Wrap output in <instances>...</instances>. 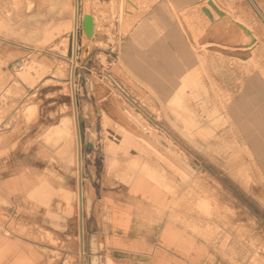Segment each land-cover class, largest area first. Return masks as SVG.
Returning a JSON list of instances; mask_svg holds the SVG:
<instances>
[{
    "label": "rangeland",
    "instance_id": "obj_1",
    "mask_svg": "<svg viewBox=\"0 0 264 264\" xmlns=\"http://www.w3.org/2000/svg\"><path fill=\"white\" fill-rule=\"evenodd\" d=\"M9 1L10 15L0 18V232L27 237L41 252L36 264H104L96 255L86 259L89 234L96 223L108 231L110 189L140 175L161 192L166 219L197 240L205 264H264V0H235L255 37L246 63L210 52L224 41L210 33L198 40L205 26L199 6L182 10L191 0H152L160 19L149 35V4L131 0L139 10L128 6L130 16L128 0H106L107 17L98 22H111L110 31L98 39L110 48L95 49L96 66L76 58L73 78L74 0ZM138 30L145 34L135 37ZM22 58L24 69L10 71ZM122 107L168 141L195 168L194 177L112 120L109 135L105 109Z\"/></svg>",
    "mask_w": 264,
    "mask_h": 264
},
{
    "label": "crops",
    "instance_id": "obj_2",
    "mask_svg": "<svg viewBox=\"0 0 264 264\" xmlns=\"http://www.w3.org/2000/svg\"><path fill=\"white\" fill-rule=\"evenodd\" d=\"M128 1L133 3L131 0ZM142 1L149 4L148 11L145 13L144 17H146L145 20H147V34H153L154 25H152V22L160 19L159 12L157 13L152 0ZM248 1L250 2V0ZM83 2L86 3L85 0H83ZM88 2L91 3V0H88ZM191 2V4L183 7L182 10L185 11L193 6H199V10L204 17L203 20L205 26L203 27L201 34L198 36V40L207 33H210L213 38H219L221 28H223V24L225 23V17H228L231 14L239 16L242 12L239 3L235 2V0H191ZM209 2H213V4L223 12L225 16H218L209 6ZM81 4L82 0H74L75 15L79 21V27H75V35L78 42L77 46L80 45V48L79 50L76 49L78 53L73 60V70L71 71L72 78L74 76L73 71L76 66V58L81 60V50L86 42L81 26L83 16L86 13L83 14V16L80 15L79 10ZM10 6H13L12 1H9L8 3V0H5L3 10L0 11V18L10 15ZM203 9H207L211 13L213 21H211L203 12ZM134 10H139V7L135 4ZM91 12L92 9L90 8L88 13L91 14L95 20V17ZM132 15H134L133 12L130 16ZM96 24L105 27L100 23L96 22ZM142 27L145 28L146 26ZM115 30L116 33H118V24L115 26ZM142 34H145V32H139L138 30V32H135V37ZM82 38H84V43H82L83 41L81 42ZM97 42L103 41L97 39ZM251 45L252 43L245 45L246 49L249 50ZM242 57H244V60L240 61L243 63H246L249 59L247 53H244ZM26 59L22 58L14 62L9 66L10 71H13L12 67L17 62L24 63ZM87 62H92V64L95 65V52H93L86 60V63ZM95 97L94 92L87 93L88 99L95 100ZM74 102L77 105V99H74ZM92 126L93 125H89V128L85 127L84 129L81 128V130H84L85 132L91 131ZM86 135L87 134L85 133V145L87 148H91L92 142L91 140H86ZM135 139L142 142L136 137ZM156 139H152L151 143L162 152L165 161L173 166L178 172V169H180L184 173L182 174L183 176L193 178L196 173L194 167L182 158L168 141H165L160 137ZM160 140L164 143L161 144ZM78 164L80 167L79 169L81 170L78 172L77 182V205L80 221L79 234L84 237L83 218L85 206V177L82 170V154L80 155V159L78 154ZM109 193L114 195L111 198L110 205L112 222L108 227L107 233L104 232L102 225L96 223L94 234H89L88 237L89 253L87 254L89 256L87 257L86 255V259H91V255H96V258L101 260L104 264L107 259L113 264H205L204 253L202 248L198 246L197 240L191 238L181 226L172 224L166 219L167 209L163 196L152 182L146 180L143 176L135 175L128 186L125 187L118 185L116 188L110 189ZM2 224L3 221L0 220V225ZM11 225L12 223L9 226ZM192 242H195V247L190 245ZM94 247L96 248V251L93 250ZM41 258V252L36 251L34 245L29 242L27 237L23 235L9 236L0 232V264H36Z\"/></svg>",
    "mask_w": 264,
    "mask_h": 264
},
{
    "label": "bare ground",
    "instance_id": "obj_3",
    "mask_svg": "<svg viewBox=\"0 0 264 264\" xmlns=\"http://www.w3.org/2000/svg\"><path fill=\"white\" fill-rule=\"evenodd\" d=\"M86 3L83 2L82 0V4H81V8L79 10L80 12V15L83 16V14H85L84 16L86 15H91L89 14V9L91 8L92 10L95 11V14L94 17H95V20L97 23H99L98 21L100 20V18H103L106 13L108 12V7H109V4L107 2H96L97 0H91V3L88 2V0H85ZM106 1V0H105ZM213 3V2H212ZM111 7L113 5H110ZM129 7L132 8V10H134V4L131 3L130 1L127 2V6H126V9H125V12L127 15H130L132 13V11H130L129 9H127ZM125 7V6H124ZM211 7V6H210ZM216 7V6H215ZM114 8V6H113ZM212 8V7H211ZM217 8V7H216ZM111 9V8H110ZM213 9V8H212ZM218 9V8H217ZM112 10V9H111ZM214 10V9H213ZM219 10V9H218ZM124 11V8L123 10ZM215 11V10H214ZM111 12V11H110ZM109 12V13H110ZM115 12V11H114ZM216 12V11H215ZM219 12H221L219 10ZM113 13V12H112ZM217 13V12H216ZM223 14V16H220L218 13L217 15L220 16V17H224L225 14L223 12H221ZM83 16V18H84ZM92 16V15H91ZM112 16V14L110 15ZM93 17V16H92ZM100 17V18H99ZM107 17V16H106ZM106 17H104L106 19ZM109 17V16H108ZM130 17V16H129ZM209 17V16H208ZM237 17L239 19H237ZM108 19V18H107ZM111 19V18H109ZM243 19V14L242 12L240 13V15L236 16L234 14H231L230 16L228 17H225L224 19V24H223V28H221V31H220V39H222L223 41V44H219L220 42L222 41H216V42H219L218 44L219 45H216L218 49H214V50H211L210 47L211 46H215L214 44L212 45H208L206 48L207 49H210L211 52H214V53H221V54H224L226 56H229L231 58H234V59H238V60H244V57H242L241 55H238L236 52H244L246 53L248 49H246L245 45L249 44V43H252L253 42V38L254 35L252 34L251 30L241 21ZM83 20V19H82ZM94 20V18H93ZM94 20V37L92 38H89L87 37V35L83 32L84 34V38H86V42L84 43L83 47H82V50H81V57H82V53H83V50L84 49H87L89 52L90 51H95V49H99V50H103V51H108L109 50V42H97V39L101 36V35H105L107 33H109L110 30H108V26L106 25V23L104 24L105 27H102V26H99L96 24ZM127 20V19H126ZM130 20V19H129ZM211 20V18H210ZM213 21V18L212 20ZM105 22V21H104ZM126 23V22H125ZM129 23V22H128ZM128 25V24H127ZM82 26V25H81ZM111 26V25H110ZM131 26V25H130ZM128 25V28L130 27ZM112 27V26H111ZM123 27H125L123 25ZM114 30V29H113ZM123 30V28H122ZM82 31H83V28H82ZM122 32H125L124 30ZM111 33V32H110ZM113 33V32H112ZM112 35V34H111ZM205 36H202L201 38H203ZM210 37V36H209ZM84 38L81 39V42L84 40ZM108 38V37H107ZM110 38V37H109ZM113 39V38H112ZM107 40V39H106ZM208 40V39H207ZM206 40V41H207ZM211 40V38H210ZM112 41V40H111ZM115 41V40H114ZM114 41H113V44H114ZM201 41V40H200ZM203 41V40H202ZM209 41V40H208ZM215 41V40H214ZM227 41V42H226ZM205 42V40L203 41ZM224 42H226L224 44ZM83 43V42H82ZM201 43V42H200ZM112 44V42H111ZM110 44V45H111ZM112 44V45H113ZM206 44V43H204ZM202 43V46L204 45ZM80 48V45L77 46V49L79 50ZM212 48V47H211ZM243 49V50H242ZM78 53V52H77ZM117 65V64H116ZM117 68V67H116ZM123 77V76H122ZM127 77V76H125ZM125 79V78H123ZM126 80V79H125ZM109 83V82H108ZM107 85V84H106ZM103 91V90H102ZM112 91V90H111ZM109 108V107H108ZM107 108V111L105 112V116L103 119H106L107 120H112L115 125H117L122 131H124L125 133L127 134H132L133 136H135L136 138H138L139 140H141L142 142H144L149 148H151L153 150V152L159 156L161 159H164L165 160V157L163 156L162 152L157 148L155 147L151 141L152 139H156L155 137L152 136L151 134V129L145 127L135 116L134 114L132 113V111H130L131 109H128V108H120V110H118L117 108L113 109H108ZM105 121V120H103ZM109 121H107L106 123H104V125L102 126L104 128V130L107 131V133L111 132L109 127L111 128V126L108 127V123L111 124ZM76 122H79V117L76 116ZM103 123V122H102ZM101 123V124H102ZM63 125V124H62ZM65 125V124H64ZM63 125V127H64ZM62 130V129H60ZM105 131V132H106ZM106 134V133H105ZM107 135V134H106ZM110 135V133H109ZM109 137V136H108ZM107 137V138H108ZM111 137V136H110ZM109 142L108 139H105ZM157 140V139H156ZM160 143H162V140H160ZM169 161V160H167ZM179 172L181 174H184L180 169H178ZM111 261L108 260V264H110Z\"/></svg>",
    "mask_w": 264,
    "mask_h": 264
},
{
    "label": "water",
    "instance_id": "obj_4",
    "mask_svg": "<svg viewBox=\"0 0 264 264\" xmlns=\"http://www.w3.org/2000/svg\"><path fill=\"white\" fill-rule=\"evenodd\" d=\"M209 6H211L220 16H223V14L221 12H219V10L215 7V5L212 2H209ZM203 12L207 16H209V18H211V20H212V15L207 9H203ZM81 25L83 28V32L87 35V37H89V38L94 37V20H93V17L91 15L84 16ZM92 53H93V51L89 52L87 49H84L81 59L83 61H86L91 56ZM107 62H108V64L113 63V61L111 59H107ZM103 97H104V95L103 96L100 95L99 98H103ZM105 111H107V109H105ZM81 122H82V119L79 118V123H81ZM80 132H81V128H79V133ZM162 143H164V142L162 141ZM195 165H197V163H195Z\"/></svg>",
    "mask_w": 264,
    "mask_h": 264
},
{
    "label": "built area",
    "instance_id": "obj_5",
    "mask_svg": "<svg viewBox=\"0 0 264 264\" xmlns=\"http://www.w3.org/2000/svg\"><path fill=\"white\" fill-rule=\"evenodd\" d=\"M12 69H13L14 71H17V72L22 71V70L24 69V64H23V63H20V62H17V63L12 67Z\"/></svg>",
    "mask_w": 264,
    "mask_h": 264
}]
</instances>
